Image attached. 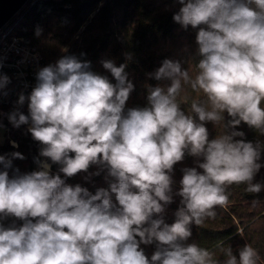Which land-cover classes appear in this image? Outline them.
Returning a JSON list of instances; mask_svg holds the SVG:
<instances>
[{
    "label": "clouds",
    "instance_id": "1",
    "mask_svg": "<svg viewBox=\"0 0 264 264\" xmlns=\"http://www.w3.org/2000/svg\"><path fill=\"white\" fill-rule=\"evenodd\" d=\"M175 2L180 7L173 20L198 29L202 59L194 80L180 62L165 59L154 78L168 79L170 86L150 87L148 106L126 109L134 90L126 64L102 62L112 83L90 70L89 61L66 55L38 71L27 96L28 115L18 110L8 115L16 128L31 122L28 131L42 145L40 156L61 167L52 174L51 165L37 159L41 170L20 174L16 169L10 177L12 160L24 156L0 155V264H218L208 249L185 243L192 235L190 226L215 218L214 209L228 203L227 186L246 183L248 192L261 191L260 184L252 183L262 166L257 162L261 149L234 140L244 135L238 131L210 140L205 123L219 124L227 113L230 126L243 122L264 135V0ZM182 81L210 106L192 103L199 122L177 102ZM8 82L0 75V89ZM25 100L21 94L18 104ZM186 152L202 158V171L183 170L177 193L182 207L173 223L153 219L172 202L171 173ZM91 165L107 167L115 178L94 195L79 184H67L59 174L71 178ZM8 217L24 223L5 227ZM154 241L157 250L149 259L141 245ZM224 251L225 264L261 259L250 244L238 258L231 248Z\"/></svg>",
    "mask_w": 264,
    "mask_h": 264
},
{
    "label": "trees",
    "instance_id": "2",
    "mask_svg": "<svg viewBox=\"0 0 264 264\" xmlns=\"http://www.w3.org/2000/svg\"><path fill=\"white\" fill-rule=\"evenodd\" d=\"M32 7L18 24L9 22L14 26V34L25 38V41L37 48L45 59L46 66L54 65L63 56H75L80 61H89L90 70L105 75L115 83L111 73L103 68L102 62L113 60L116 66L127 65L125 72L128 80L133 83L126 104L127 108L148 106L147 95L150 87L157 85L170 86L171 81L164 79L157 81L154 78L156 70L165 59L180 62L182 69L189 72L192 79L198 70L196 65L202 57L199 55V45L196 43L198 29L188 26L183 28L173 20V15L179 11L180 5L175 0H30ZM37 29L40 35L37 36ZM130 57V59H129ZM177 102L186 115H192L197 122L198 117L191 110L193 102L203 105L208 110L210 106L204 101H193L187 97L191 88L190 83L183 81ZM264 106V102H262ZM224 119L219 123L206 122L209 139L218 135L238 131L243 136H235L234 140L243 139L252 142L254 146L260 145L261 159L257 161L262 166L253 178V184H260L261 191L252 193L247 191L248 185L233 184L226 187L229 197L228 203L217 206L215 218H206L202 225L194 223L190 226L192 235L185 243H196L213 253V259L218 264H225L227 256L225 251L232 249L233 255L239 257V251L245 244L255 248L261 259L257 264H264V135L255 128L241 122L232 127V119L223 114ZM12 138L18 142L13 147L8 142L0 144V155L20 152L24 159H13L12 167L8 169L9 176L37 171L39 165L36 160H43L40 156L42 145L34 141L31 133L11 126ZM47 159V158H46ZM51 165L52 174L59 172L58 164ZM202 158L190 156L185 153L181 162L174 165L172 176V202L164 205V211L153 219L163 218L164 222L171 224L175 221V213L181 205V197L177 194L180 180L185 168L196 167ZM0 170L3 166L0 165ZM99 172V175L95 173ZM67 184L87 188L95 194L100 188L108 189L115 178L109 176L108 169L102 165H91L87 172H80L74 177L65 178L59 173ZM115 203V196L112 197ZM35 222V221H34ZM24 221L8 217L3 221L5 227L15 224L22 226ZM141 247L148 258L157 250V244Z\"/></svg>",
    "mask_w": 264,
    "mask_h": 264
},
{
    "label": "built area",
    "instance_id": "3",
    "mask_svg": "<svg viewBox=\"0 0 264 264\" xmlns=\"http://www.w3.org/2000/svg\"><path fill=\"white\" fill-rule=\"evenodd\" d=\"M13 30L14 26L9 23L0 29V75L9 78L7 85L0 89V123L3 125L0 129L5 132L6 142L12 145L11 142L15 141L18 145L12 138L8 115L17 110L28 115L27 96L36 86L38 71L46 63L40 51L29 45L25 38L15 35ZM21 94L26 97L23 105L18 104ZM20 127L28 131L31 122Z\"/></svg>",
    "mask_w": 264,
    "mask_h": 264
},
{
    "label": "rangeland",
    "instance_id": "4",
    "mask_svg": "<svg viewBox=\"0 0 264 264\" xmlns=\"http://www.w3.org/2000/svg\"><path fill=\"white\" fill-rule=\"evenodd\" d=\"M33 2H30V0L23 6V8L11 19L13 24H18L22 18L25 16V14L28 12V10L32 7ZM198 73V70L193 74L192 79H195L196 74ZM187 97H189L190 99H192L193 101H204L207 102L206 97L200 93L197 92L195 90H193L192 88H190L189 92L186 95ZM6 142V136H5V132L3 130L0 129V144H4ZM42 161H47L46 158H43ZM38 170H41L40 165L38 167Z\"/></svg>",
    "mask_w": 264,
    "mask_h": 264
},
{
    "label": "water",
    "instance_id": "5",
    "mask_svg": "<svg viewBox=\"0 0 264 264\" xmlns=\"http://www.w3.org/2000/svg\"><path fill=\"white\" fill-rule=\"evenodd\" d=\"M29 0H0V29L23 8Z\"/></svg>",
    "mask_w": 264,
    "mask_h": 264
}]
</instances>
